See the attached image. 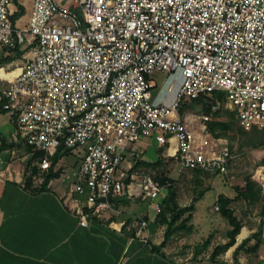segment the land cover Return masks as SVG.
Wrapping results in <instances>:
<instances>
[{"label": "built area", "instance_id": "1", "mask_svg": "<svg viewBox=\"0 0 264 264\" xmlns=\"http://www.w3.org/2000/svg\"><path fill=\"white\" fill-rule=\"evenodd\" d=\"M14 1L0 0V59L23 47L26 61L0 66V109L15 116L17 139L44 152L40 183L60 147L79 155L69 189L89 188L82 225L125 192L161 211L171 183L131 170L147 139L182 168L224 175L231 151L208 126L219 108L245 129L264 127V0H34L15 20ZM155 71L178 79L172 100L154 92ZM200 96L211 110L198 131L179 109ZM148 224L137 219L139 232Z\"/></svg>", "mask_w": 264, "mask_h": 264}, {"label": "crops", "instance_id": "2", "mask_svg": "<svg viewBox=\"0 0 264 264\" xmlns=\"http://www.w3.org/2000/svg\"><path fill=\"white\" fill-rule=\"evenodd\" d=\"M33 1L15 0L11 5L13 17L29 11ZM25 53L23 47L3 52L0 66L20 69L26 61ZM167 78L159 71L149 75L155 93ZM16 126L15 116L0 109V264H264V216L257 218L258 224L243 219L233 209V201L230 208L242 228L236 243L215 259H211L214 248L229 240L227 232L232 228L225 216L224 221L215 216L202 226L192 222L194 230L187 239L195 236L196 241H189V247L175 246L174 239L185 236L178 233L158 250L165 226L140 232L137 227L139 217L152 221L156 216L152 201L125 192L111 197V208L100 216H89L88 225H82L77 209L78 204L85 206L89 188L85 186L83 194L69 189L79 167V155L67 152L53 163L54 177L43 189V183L35 179L39 151L26 140L17 139ZM261 172L252 175L254 183H260ZM28 177L31 182L27 185ZM210 212L215 213L213 208ZM254 233L261 238L258 250L243 249L235 261L236 247ZM255 242L253 237L249 245Z\"/></svg>", "mask_w": 264, "mask_h": 264}, {"label": "rangeland", "instance_id": "3", "mask_svg": "<svg viewBox=\"0 0 264 264\" xmlns=\"http://www.w3.org/2000/svg\"><path fill=\"white\" fill-rule=\"evenodd\" d=\"M15 20V17H13ZM173 82V89L168 91L167 87ZM179 82L177 78H167L166 83L161 88V92H167L166 99L172 100L178 91ZM182 107V110H180ZM181 116L194 115L197 120L193 122V126L198 131L200 128V116L206 113L202 102L194 100H184L180 106ZM219 118L216 120L228 122L230 127L223 131L222 128H217V133L223 139V142L228 144L231 151V159L229 161V171L227 174H219L218 172H211L202 169L182 168L173 158H168L164 154L165 148L155 142L154 139L149 138L144 145H140V154L136 156L137 159L149 158L155 161L158 157L164 158V163L159 168H152L143 166L141 169L150 171L152 174L161 177L164 175L168 178L167 182L176 189L177 201L180 205H187L192 202L195 196H200L201 192L204 195L196 201V208L193 212V220L196 226L203 225L206 221L217 216L218 221L225 220L220 213V209L215 206L219 205V196L225 195L233 198L232 206L241 218L253 221L258 224L257 218L264 216V173H260L258 178L260 183L252 181V175L258 171L264 170V164L261 160L264 159V127L255 126L251 129H245L239 125L233 110L221 106ZM214 121V120H213ZM209 126V124H208ZM136 158H131L134 161ZM250 178L252 185L249 191L238 196L236 190L237 186L246 188V179ZM166 182V183H167ZM170 186H165L159 201L168 194ZM213 208L215 213H211ZM251 208V209H249ZM165 229L161 232L164 234ZM187 232H182V235L174 239L175 246L189 247V241H196V237L187 239ZM183 242V243H182ZM184 250V249H183Z\"/></svg>", "mask_w": 264, "mask_h": 264}, {"label": "trees", "instance_id": "4", "mask_svg": "<svg viewBox=\"0 0 264 264\" xmlns=\"http://www.w3.org/2000/svg\"><path fill=\"white\" fill-rule=\"evenodd\" d=\"M18 15H21V12H19ZM215 97H220L222 99L223 94L218 93L214 96V98ZM195 100L202 102L206 113L211 110V104H210L211 99L209 96H200L199 98H197ZM220 109L221 108H219V110L217 111L218 117H219V114L221 111ZM180 110H182V107ZM218 127L222 128L223 131H226L230 127V125L228 122H223V121H219V120H214V121L209 122V129L214 134H216L217 136L220 135L219 133L216 132ZM160 148L163 149V147H160ZM67 152H68V150L64 149L63 147H60L57 150V152L51 157L52 165H53V163H56L59 160V158L62 155L66 154ZM36 155L39 156L40 158H42L44 156V152L39 151ZM163 163H164V158L161 156L158 157L155 161L150 160L149 158H146V159L140 158V159L136 160V162H135V164L131 170L134 171L135 169H137L140 166H147V167H152V168L156 169V168H159L160 166H162ZM261 163L264 164V159L261 160ZM262 173H264V170H262L261 174ZM52 177H54V173L50 169L48 171V174L45 176L44 181H43V184H42L43 189L46 188L47 184L49 183V181ZM159 179L163 183H166L168 181V178H166L164 175L159 177ZM30 182H31V179H30V177H28L27 185L30 184ZM246 182H247L246 188L241 187V186L236 187V190L238 192V196H242L249 191V188L252 185V182H251L249 177H247ZM169 186H170V188L168 190V194L163 199V201H160L161 207H162L161 211L156 214V216L153 218L152 221L149 220V224H148L149 228L151 230H154L157 227L162 226V225L165 226L164 239L158 246H156V248L158 250H161L163 247H165L168 244V242L176 234L182 233V232H187V233L193 232L194 224L192 223V220L194 217L193 212L196 208L195 202L198 201L204 195V192H201L200 193L201 195L195 196L192 199V202L190 204L182 206L177 201L176 189L174 187H172L171 184ZM218 201H219L220 211H221L222 215L228 219V221L232 225V228L230 230H228V232H227V236L229 237V240L226 243L218 244L214 248L213 253L211 255V259H215V257L217 255H219L220 253L226 251L231 246H233L236 243V240H237L236 238H237V236L240 233L241 228H242L241 220L234 214V211L230 208V203L233 201V198L225 197L224 195H220ZM253 237L256 238V242L253 245H249V243ZM260 243H261V238L259 236V233H254L252 236L244 239L236 247V249L234 251L235 261L238 260V254L241 250L248 249V250H252V251H257ZM246 246H247V248H245Z\"/></svg>", "mask_w": 264, "mask_h": 264}, {"label": "bare ground", "instance_id": "5", "mask_svg": "<svg viewBox=\"0 0 264 264\" xmlns=\"http://www.w3.org/2000/svg\"><path fill=\"white\" fill-rule=\"evenodd\" d=\"M176 145H174L171 149L170 152H173L175 150Z\"/></svg>", "mask_w": 264, "mask_h": 264}]
</instances>
